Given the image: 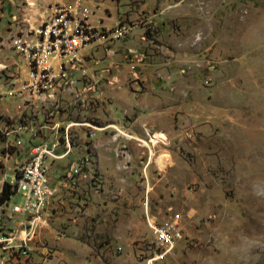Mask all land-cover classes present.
<instances>
[{
    "label": "rangeland",
    "instance_id": "rangeland-1",
    "mask_svg": "<svg viewBox=\"0 0 264 264\" xmlns=\"http://www.w3.org/2000/svg\"><path fill=\"white\" fill-rule=\"evenodd\" d=\"M82 3L105 36L35 93V4L0 0V191L36 145L63 156L48 209L0 207V264H264V0Z\"/></svg>",
    "mask_w": 264,
    "mask_h": 264
},
{
    "label": "built area",
    "instance_id": "built-area-1",
    "mask_svg": "<svg viewBox=\"0 0 264 264\" xmlns=\"http://www.w3.org/2000/svg\"><path fill=\"white\" fill-rule=\"evenodd\" d=\"M82 2L83 0H74L70 8L54 5L41 18L40 24L31 31L33 40L20 41L17 48L26 64L27 77L24 87L28 90L35 93L53 92L58 79L66 76L65 59L105 36L102 27L92 25V12ZM65 142L68 148L69 141ZM53 153L54 148H50L47 143L36 145L26 162L16 170L12 186L16 193L21 194L23 204L14 205V213L39 215L50 206L54 193L48 177V166L44 163L48 158L52 161L63 157H57ZM3 206L5 205L0 207ZM148 225L155 241L165 249L159 255L163 257L169 254L175 240L180 237L175 226H162L152 222H148ZM25 226L27 227V224ZM21 252L26 254V249Z\"/></svg>",
    "mask_w": 264,
    "mask_h": 264
},
{
    "label": "crops",
    "instance_id": "crops-1",
    "mask_svg": "<svg viewBox=\"0 0 264 264\" xmlns=\"http://www.w3.org/2000/svg\"><path fill=\"white\" fill-rule=\"evenodd\" d=\"M55 2L57 3V2H59V0H32V1L28 0L29 4H33L32 6H34V4H35L34 8L32 7V9H31V11H32V13L34 14V17H35L34 18V22L37 21L38 25H39L40 22L42 21L41 18H43L45 16V14L47 13L46 12L47 6L49 4L55 3ZM28 7L30 8V6H28ZM26 20H28V18H26ZM30 22H33V21H30ZM38 25H36V26H38ZM34 28H35V26H34Z\"/></svg>",
    "mask_w": 264,
    "mask_h": 264
},
{
    "label": "trees",
    "instance_id": "trees-1",
    "mask_svg": "<svg viewBox=\"0 0 264 264\" xmlns=\"http://www.w3.org/2000/svg\"><path fill=\"white\" fill-rule=\"evenodd\" d=\"M15 194L13 186L9 183H4L0 191V206L7 203L9 199Z\"/></svg>",
    "mask_w": 264,
    "mask_h": 264
},
{
    "label": "bare ground",
    "instance_id": "bare-ground-1",
    "mask_svg": "<svg viewBox=\"0 0 264 264\" xmlns=\"http://www.w3.org/2000/svg\"><path fill=\"white\" fill-rule=\"evenodd\" d=\"M53 197H54V196H53ZM53 197H52V198H53ZM50 204H51V201H50Z\"/></svg>",
    "mask_w": 264,
    "mask_h": 264
}]
</instances>
